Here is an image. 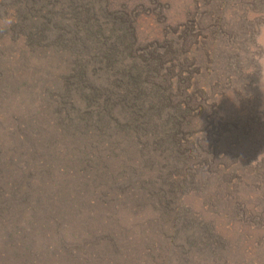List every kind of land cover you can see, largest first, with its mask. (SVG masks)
<instances>
[{
  "label": "rangeland",
  "instance_id": "374dc122",
  "mask_svg": "<svg viewBox=\"0 0 264 264\" xmlns=\"http://www.w3.org/2000/svg\"><path fill=\"white\" fill-rule=\"evenodd\" d=\"M261 25L264 0H0V264H264Z\"/></svg>",
  "mask_w": 264,
  "mask_h": 264
},
{
  "label": "clouds",
  "instance_id": "9594fccd",
  "mask_svg": "<svg viewBox=\"0 0 264 264\" xmlns=\"http://www.w3.org/2000/svg\"><path fill=\"white\" fill-rule=\"evenodd\" d=\"M264 25L259 26L258 35L255 36V42L248 46L246 56H251L258 64L264 65Z\"/></svg>",
  "mask_w": 264,
  "mask_h": 264
}]
</instances>
